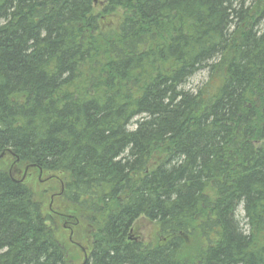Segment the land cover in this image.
Masks as SVG:
<instances>
[{"label": "trees", "instance_id": "1", "mask_svg": "<svg viewBox=\"0 0 264 264\" xmlns=\"http://www.w3.org/2000/svg\"><path fill=\"white\" fill-rule=\"evenodd\" d=\"M25 171L83 264H264V0H0V264H74Z\"/></svg>", "mask_w": 264, "mask_h": 264}, {"label": "rangeland", "instance_id": "2", "mask_svg": "<svg viewBox=\"0 0 264 264\" xmlns=\"http://www.w3.org/2000/svg\"><path fill=\"white\" fill-rule=\"evenodd\" d=\"M101 9H102L101 4L95 5L94 13L97 14ZM123 17H124L123 11H120V10L116 11L115 14L108 15L104 18L102 17L99 23L101 32L102 33L114 32L117 29V26L119 25ZM206 77H207V73L205 71L197 73L189 80V83L186 85L185 89L192 90L193 88L198 86L200 83L205 81ZM26 175H27V172L23 173V175L22 173H20L16 176V178L20 180L23 179L25 181V184L32 190V192H34L37 199L42 201L45 211L48 212L49 216L51 217H54V215L56 217H60L62 215L70 216L69 214L68 215L64 214V212L67 210L68 207L66 206V204L63 202L61 198L54 199L53 203L50 202V196H52L53 194H56V192L58 193L57 187L59 186L56 184L57 180L50 179L49 176L46 177V176L40 175L38 176L39 182H37L35 173L32 174V178H29V179L28 177H26ZM50 206L52 207L54 213L51 212V210L49 209ZM242 216H243V213L240 208L238 210L239 220L242 219ZM61 221L62 223L58 224V232H57L58 236L67 246H70V248L72 247L70 250L73 249L74 251L73 256L74 258L78 259L74 264H81L84 255L83 253L81 254V252L78 251V249L73 247L74 242L71 241L72 236L67 230L63 229L64 222L63 220ZM157 234H158L157 225L154 223L148 222L144 218H140L134 223L132 235L133 237L138 238L143 243H155L157 239ZM85 237L87 238V236H85L83 233L73 235L74 241L81 244L82 248H84L86 244Z\"/></svg>", "mask_w": 264, "mask_h": 264}, {"label": "flooded vegetation", "instance_id": "3", "mask_svg": "<svg viewBox=\"0 0 264 264\" xmlns=\"http://www.w3.org/2000/svg\"><path fill=\"white\" fill-rule=\"evenodd\" d=\"M26 173V172H25ZM58 198L57 194H53L52 196H50V202L53 203L54 199ZM49 209L51 210V212L54 213L52 207L50 206ZM54 215V214H53ZM55 216V215H54ZM60 218L63 220L64 222V226L63 229L67 230L70 235H72V227L75 225L74 221L71 220L72 217L70 216H60ZM67 218V219H66ZM69 219V220H68ZM75 244V243H73Z\"/></svg>", "mask_w": 264, "mask_h": 264}, {"label": "water", "instance_id": "4", "mask_svg": "<svg viewBox=\"0 0 264 264\" xmlns=\"http://www.w3.org/2000/svg\"><path fill=\"white\" fill-rule=\"evenodd\" d=\"M85 261H86V256L84 257V261H83V263H85Z\"/></svg>", "mask_w": 264, "mask_h": 264}]
</instances>
